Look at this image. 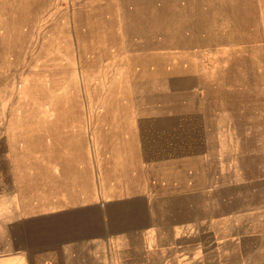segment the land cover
Listing matches in <instances>:
<instances>
[{
    "label": "crops",
    "instance_id": "1",
    "mask_svg": "<svg viewBox=\"0 0 264 264\" xmlns=\"http://www.w3.org/2000/svg\"><path fill=\"white\" fill-rule=\"evenodd\" d=\"M255 2L264 9L262 0H147L144 5L192 12L184 20L196 28L195 38L178 43L201 42L204 20L211 27L227 26L225 42L234 47L250 41L235 37L240 24L234 13L250 11ZM217 11H231L225 24ZM152 57L154 64L140 70L115 69L113 97L91 98L89 77L82 74L37 98L33 115H5L0 264L46 258L50 264L235 263L232 198L222 194L234 182L230 113L219 109V100H209L210 110L203 113L200 89L186 83L192 72L172 67L181 65L180 56L176 61L169 52ZM139 74L154 77L139 86ZM161 75H176L174 85ZM187 128L193 140H205L204 149L186 150ZM27 234L40 238L27 244L22 237Z\"/></svg>",
    "mask_w": 264,
    "mask_h": 264
},
{
    "label": "rangeland",
    "instance_id": "2",
    "mask_svg": "<svg viewBox=\"0 0 264 264\" xmlns=\"http://www.w3.org/2000/svg\"><path fill=\"white\" fill-rule=\"evenodd\" d=\"M146 1L0 0V164L5 162V115H33L37 98L48 97L66 87L67 78L79 80L82 74L89 77L91 98L113 97L115 69L151 66L157 52L173 54L174 61L180 56L181 65L171 66L192 72L185 76L186 83L200 89L203 113L210 110L209 100H219V109L230 113L229 129L236 136L233 187L222 193L232 198L235 214L234 264H264V9L255 2L250 11L234 13L240 24L234 27L235 37L250 41L232 47L225 42L227 26L218 25L225 24L231 11L216 12L223 19L216 27L203 20L201 42L178 43L195 38L196 28L184 20L192 12L147 9ZM221 39L225 43L215 42ZM196 49L201 61L194 57ZM151 77L139 74V86ZM160 77H170L173 86L177 76ZM189 136L187 128V151L205 148L204 139L200 144ZM22 237L30 244L40 235ZM2 241L5 244V235L0 234V247ZM0 250L1 262L5 250ZM33 262L50 264V259Z\"/></svg>",
    "mask_w": 264,
    "mask_h": 264
},
{
    "label": "bare ground",
    "instance_id": "3",
    "mask_svg": "<svg viewBox=\"0 0 264 264\" xmlns=\"http://www.w3.org/2000/svg\"><path fill=\"white\" fill-rule=\"evenodd\" d=\"M192 32H193V30H192ZM196 58V57H195ZM234 63V62H233ZM219 64V63H218ZM197 69V68H196ZM229 70V69H228ZM230 71V70H229ZM246 77V76H245ZM163 79V78H162ZM166 79V78H165ZM245 79V78H244ZM154 80V79H153ZM142 83V82H141ZM215 83V82H214ZM202 86V85H201ZM203 86H204V84H203ZM235 93H236V91H235ZM147 94H148V92H147ZM146 94V95H147ZM251 98V97H250ZM252 99V98H251ZM257 99V98H256ZM258 100V99H257ZM251 101V100H250ZM215 104V103H214ZM255 109V108H254ZM251 115V114H250ZM202 126H203V124H202Z\"/></svg>",
    "mask_w": 264,
    "mask_h": 264
}]
</instances>
